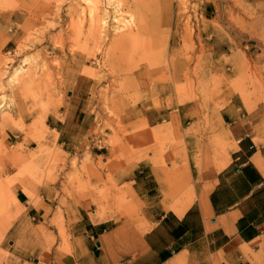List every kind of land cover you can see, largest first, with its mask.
I'll list each match as a JSON object with an SVG mask.
<instances>
[{
    "label": "rangeland",
    "instance_id": "1",
    "mask_svg": "<svg viewBox=\"0 0 264 264\" xmlns=\"http://www.w3.org/2000/svg\"><path fill=\"white\" fill-rule=\"evenodd\" d=\"M0 24V264H68L81 206L142 227L144 165L222 168L220 112L264 102V0H0Z\"/></svg>",
    "mask_w": 264,
    "mask_h": 264
},
{
    "label": "crops",
    "instance_id": "2",
    "mask_svg": "<svg viewBox=\"0 0 264 264\" xmlns=\"http://www.w3.org/2000/svg\"><path fill=\"white\" fill-rule=\"evenodd\" d=\"M6 39L1 36L0 43ZM220 114L230 119L236 141L230 161L199 173L190 159L175 168L144 165L147 171L137 189L133 186L142 227L102 211L89 215L81 206L72 225L75 254L68 264H264V102L250 114L236 104ZM13 198L16 206L24 204L23 217L40 216L41 208L35 201L27 204L23 189H16ZM9 213L17 217L16 209ZM15 223L8 230L13 235Z\"/></svg>",
    "mask_w": 264,
    "mask_h": 264
},
{
    "label": "bare ground",
    "instance_id": "3",
    "mask_svg": "<svg viewBox=\"0 0 264 264\" xmlns=\"http://www.w3.org/2000/svg\"><path fill=\"white\" fill-rule=\"evenodd\" d=\"M20 71H21V70L19 69V70L17 71V73L20 72ZM185 206H186V205H185ZM177 211H178V210H177Z\"/></svg>",
    "mask_w": 264,
    "mask_h": 264
}]
</instances>
